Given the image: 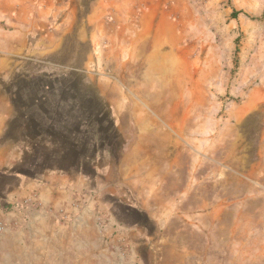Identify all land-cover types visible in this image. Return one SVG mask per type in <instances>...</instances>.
<instances>
[{"label": "rangeland", "instance_id": "obj_1", "mask_svg": "<svg viewBox=\"0 0 264 264\" xmlns=\"http://www.w3.org/2000/svg\"><path fill=\"white\" fill-rule=\"evenodd\" d=\"M0 264H264V0H0Z\"/></svg>", "mask_w": 264, "mask_h": 264}, {"label": "crops", "instance_id": "obj_2", "mask_svg": "<svg viewBox=\"0 0 264 264\" xmlns=\"http://www.w3.org/2000/svg\"><path fill=\"white\" fill-rule=\"evenodd\" d=\"M65 121V120H64ZM63 122V121H61ZM66 123L62 126H59L60 128H57V129H63L62 132L59 131L58 134L60 135V137H62L63 139V136H67L68 135V132H66L67 129H73L72 131L74 132V135H75V139L77 138L76 136L79 135V130L80 129H90V127H87V128H84L82 127L81 124L82 121L80 119V116H75V117H68L65 121ZM35 129H44L42 127H39V128H35ZM45 129H54V128H51V127H48V128H45ZM56 129V128H55ZM45 142V146H44V149L48 151V153L46 155H43V159L44 161H60V160H73V157L70 158V153L73 152V155H74V152H78L79 149H80V141L79 140H74L70 145H65L63 144V142H58L53 140V139H44ZM90 143H91V140H90ZM89 143V144H90ZM35 151V149H34ZM70 158V159H69Z\"/></svg>", "mask_w": 264, "mask_h": 264}]
</instances>
